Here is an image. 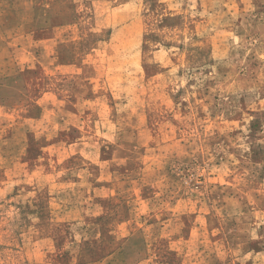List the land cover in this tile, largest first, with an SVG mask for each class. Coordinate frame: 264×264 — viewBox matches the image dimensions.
Masks as SVG:
<instances>
[{
	"label": "rangeland",
	"instance_id": "374dc122",
	"mask_svg": "<svg viewBox=\"0 0 264 264\" xmlns=\"http://www.w3.org/2000/svg\"><path fill=\"white\" fill-rule=\"evenodd\" d=\"M0 264H264V0H0Z\"/></svg>",
	"mask_w": 264,
	"mask_h": 264
}]
</instances>
